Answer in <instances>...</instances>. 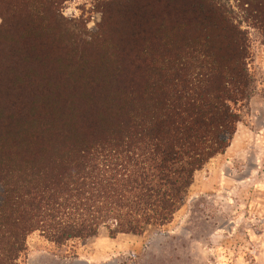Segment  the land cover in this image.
Here are the masks:
<instances>
[{
    "label": "trees",
    "instance_id": "obj_1",
    "mask_svg": "<svg viewBox=\"0 0 264 264\" xmlns=\"http://www.w3.org/2000/svg\"><path fill=\"white\" fill-rule=\"evenodd\" d=\"M67 1L0 0V264L35 231L65 244L169 225L251 97L226 0H107L94 34ZM243 1L264 30V0Z\"/></svg>",
    "mask_w": 264,
    "mask_h": 264
},
{
    "label": "rangeland",
    "instance_id": "obj_2",
    "mask_svg": "<svg viewBox=\"0 0 264 264\" xmlns=\"http://www.w3.org/2000/svg\"><path fill=\"white\" fill-rule=\"evenodd\" d=\"M105 1L69 0L63 12L94 34ZM226 3L248 39L253 89L238 107L241 121L230 147L196 173L174 220L115 238L103 227L95 237L65 244L35 231L19 264H264V30L245 1Z\"/></svg>",
    "mask_w": 264,
    "mask_h": 264
}]
</instances>
